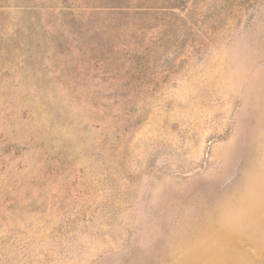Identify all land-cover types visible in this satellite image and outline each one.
Instances as JSON below:
<instances>
[{
    "label": "rangeland",
    "instance_id": "rangeland-1",
    "mask_svg": "<svg viewBox=\"0 0 264 264\" xmlns=\"http://www.w3.org/2000/svg\"><path fill=\"white\" fill-rule=\"evenodd\" d=\"M0 264H264V0H0Z\"/></svg>",
    "mask_w": 264,
    "mask_h": 264
}]
</instances>
